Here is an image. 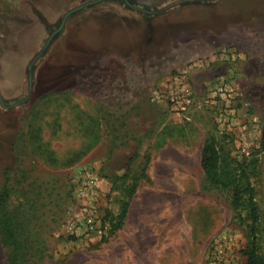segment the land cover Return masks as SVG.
Returning a JSON list of instances; mask_svg holds the SVG:
<instances>
[{"label": "rangeland", "instance_id": "obj_1", "mask_svg": "<svg viewBox=\"0 0 264 264\" xmlns=\"http://www.w3.org/2000/svg\"><path fill=\"white\" fill-rule=\"evenodd\" d=\"M177 75L194 96L180 114L153 100ZM220 86L232 96L212 99ZM263 126L264 0H0V182L23 180L12 203L23 186L61 264H128L131 242L109 232L108 214H119L134 178L151 184L152 158L179 204V233L157 242L159 263L207 264L218 249L224 264H245L251 235L231 191L201 189L195 165L211 136L236 159L250 157ZM259 159L253 184L264 248V152ZM168 163L167 177L160 166ZM85 167L100 179L102 237L71 229L93 200L78 186ZM221 236L233 245L218 244Z\"/></svg>", "mask_w": 264, "mask_h": 264}, {"label": "trees", "instance_id": "obj_2", "mask_svg": "<svg viewBox=\"0 0 264 264\" xmlns=\"http://www.w3.org/2000/svg\"><path fill=\"white\" fill-rule=\"evenodd\" d=\"M114 126L113 133L115 129ZM264 152V126L258 147L253 149L250 157L238 160L214 136L208 137L202 148L201 165L207 186L205 189L230 190L231 204L237 212L241 223L246 226L251 235L249 245L242 251L246 259L245 264H264V248L258 241V224L261 213L256 201L254 179L260 176L259 155ZM136 156V155H135ZM133 156L130 161L136 159ZM13 177H6L0 182V243L5 252L7 264H61L55 260L50 252V244L46 231L36 220L38 206L36 202L24 193L18 203H12L18 186L23 180H18L16 186L11 184ZM135 183L125 186L122 190L124 198L121 200L119 214L112 215L110 230L117 232L123 225L127 214L129 201L136 190L139 179ZM71 238L76 239L75 236ZM105 239V238H103Z\"/></svg>", "mask_w": 264, "mask_h": 264}, {"label": "crops", "instance_id": "obj_3", "mask_svg": "<svg viewBox=\"0 0 264 264\" xmlns=\"http://www.w3.org/2000/svg\"><path fill=\"white\" fill-rule=\"evenodd\" d=\"M161 151H158L159 157H162ZM164 159L170 160V158ZM201 159L202 151L198 165L197 163L195 165L196 175L197 173L204 174ZM160 168L167 177L172 176L173 166L171 164L161 165ZM147 172L151 184L137 183L136 190L129 201L123 225L117 231L120 237L123 235L124 240L131 242V245L126 246L127 250L124 248V251H128L129 259L126 260L128 264H160L157 259L163 254L157 251V242L170 241V233L173 232L176 235L179 233V204L177 198L173 202L171 197L172 193L177 194V189L173 190L171 187L164 189L159 183L157 179L159 168L154 158ZM200 187L205 189L204 186ZM149 257L154 258V261H146Z\"/></svg>", "mask_w": 264, "mask_h": 264}, {"label": "built area", "instance_id": "obj_4", "mask_svg": "<svg viewBox=\"0 0 264 264\" xmlns=\"http://www.w3.org/2000/svg\"><path fill=\"white\" fill-rule=\"evenodd\" d=\"M212 99L219 96L231 97L232 90H228L224 86L215 88ZM153 100L158 102H165L170 105L173 112L178 114L186 112L194 104V96L192 88L187 84L184 76L177 75L169 79L167 82L160 84L153 91ZM78 183L80 186L81 194H92L93 200L87 205L85 212L81 214V218L73 222L71 229H75L73 232L77 233L81 231L83 235L92 237H102L105 234V227L103 226L98 208L96 206L97 195L100 189L99 177L94 173L92 167H85L78 175ZM95 199V200H94ZM233 245L232 237L221 236L218 244ZM218 251V252H217ZM220 250H215L207 264H224L220 258Z\"/></svg>", "mask_w": 264, "mask_h": 264}, {"label": "water", "instance_id": "obj_5", "mask_svg": "<svg viewBox=\"0 0 264 264\" xmlns=\"http://www.w3.org/2000/svg\"><path fill=\"white\" fill-rule=\"evenodd\" d=\"M76 9H78V8H74L73 10H70V11L65 15L64 20H63V23H64L65 19L68 17V15L71 14L72 12H74ZM158 11H162V9H161V10H158ZM148 12H150V11H148ZM54 34H55V33H53V34L50 36V38H48L49 40H48V42L46 43V45L44 46V50H45L46 47L48 46L49 42L52 40L51 38H53ZM44 50H43V51H44ZM41 53H43V52H41ZM39 56H40V54H39V55H38V56H37V57L31 62V67L33 66L34 62L36 61V59H37ZM29 73H30V78L32 79V68L29 69ZM30 87H31V83H30Z\"/></svg>", "mask_w": 264, "mask_h": 264}]
</instances>
